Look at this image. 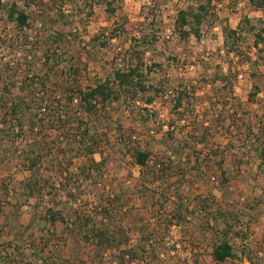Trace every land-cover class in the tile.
Listing matches in <instances>:
<instances>
[{"label": "trees", "instance_id": "1", "mask_svg": "<svg viewBox=\"0 0 264 264\" xmlns=\"http://www.w3.org/2000/svg\"><path fill=\"white\" fill-rule=\"evenodd\" d=\"M84 1L89 15L102 3L116 12L114 0ZM66 2L76 4L82 13L72 0L24 2L26 10L32 6L41 10L36 14L46 26L40 69L33 71L26 56L12 64L0 61V264H264V257L255 250L258 245L247 241L264 216V88L255 86L249 94L248 105L263 106L254 126L251 112L235 94L242 72H234L230 65L225 72L219 66L209 81L216 98L208 97L209 106L199 110L194 104L199 88L192 80L169 85L164 73L163 79L152 81L163 65L148 61L147 54L158 39L145 34L126 38L128 47L121 61H115L119 66L81 89V69L63 49L68 38L57 29L58 24H69L72 13L64 9ZM247 2L255 12L264 13V0ZM211 6L209 0L176 11L174 30L180 39H201L203 26L212 18ZM1 10L7 11L8 21L19 31L30 28L37 17L17 2L0 0ZM125 27L117 25L106 41L95 35L90 44L94 50L105 49L108 40L126 34ZM221 30L228 54L256 62L250 61V52L243 55L241 51V43L250 36V49L264 59L263 19L245 15L236 28L226 24ZM1 44L8 51L15 48V42L0 39ZM97 59L94 56L90 63L98 65ZM23 61L29 63L26 75L19 72ZM62 64L67 75L60 86L64 96L58 99L52 90L57 85L53 78ZM38 91L43 95L38 96ZM167 93L170 121L161 123V115L151 112L150 106ZM123 108L135 115L138 128L126 137L119 125L117 141L124 156L139 166L135 186L140 197L130 205L124 199L127 189L118 184L114 194L103 199L100 195L96 204L91 202L89 188L101 186L108 167L98 150L110 144L113 114ZM27 133H33L34 139L17 149ZM212 181L218 186L211 187ZM259 182L260 193L242 201L243 189H256ZM82 194L89 197L78 211L74 205ZM23 205L31 206L28 219H24ZM58 223L63 226L62 236L56 230ZM175 227L190 230L192 240L184 235L174 242ZM203 240L207 243L201 252ZM54 241L62 242L63 249L54 251ZM258 244L264 251V236Z\"/></svg>", "mask_w": 264, "mask_h": 264}, {"label": "rangeland", "instance_id": "2", "mask_svg": "<svg viewBox=\"0 0 264 264\" xmlns=\"http://www.w3.org/2000/svg\"><path fill=\"white\" fill-rule=\"evenodd\" d=\"M2 1L9 4L17 2L18 7L25 9L28 13H38L39 15L42 13L36 6H32V8L26 10L24 6L25 0ZM44 1L46 2L48 0ZM72 1L77 2V5L82 9V13L79 14L76 10V4L66 2L64 9L66 12L72 13V15L70 14L68 26L58 24L57 29L63 31L68 38L67 47L63 46V49L72 57L75 64H79L81 72L78 78V84L81 89L86 88L94 79H100L98 77H100L99 75L103 72L106 74L111 73L114 67H117V65L119 66V62L115 63V61H121L122 53L128 47L126 38H140L145 34H149L150 36L155 34L158 40L154 44L152 50L148 52L147 59L148 61L162 63L163 71H158L153 74V82H158L163 79L165 76L164 73H166V77L170 79L169 85L180 84L182 80H192L199 88L198 92H196L194 104L197 109L203 110L209 106L208 97L216 98L215 86H211L209 81L216 72H218L217 69L219 66L223 68V71L227 72L230 65L234 72H242L238 83L235 82V94L239 97L240 101L245 104L243 108L251 112L250 116L252 117L250 119L252 125H257L259 121L258 117L263 113L261 108L263 106L259 104L248 105L251 101L249 100V94L255 89V86L264 88V59L257 58L255 50L250 49L252 44L250 36L241 43V51L243 55H248L247 53L250 52V61L256 62L251 63L247 58L241 57V55L233 53L228 54L221 30V27L226 24L236 28L245 15L250 16L252 19L264 20V13L255 12L249 6L247 0H211V21H207L203 26L200 40L191 37L189 41L180 39L174 30L177 15L176 11L192 6L197 7L199 4L206 3L209 0H114L113 7L116 8L114 14L108 10L105 3H102L94 6L92 15L88 14L90 8L85 6L86 2L84 0ZM87 1V3H91L93 0ZM97 1L100 3L102 2L101 0ZM72 9L74 12H71ZM51 14L53 15L55 12ZM39 15H37L35 20H32L30 28L19 31L13 23L8 21L7 11H0V39H3L7 44L15 42L14 50L8 51L6 46L5 48L4 45H0V61H9V63L12 64V62L20 61L19 59L22 60L26 56V58L31 61L33 71L40 69L39 67L42 61L39 58L42 53L41 47L43 46V39L46 34L44 30L46 26L43 23V18ZM122 23L126 26V34H123L120 38L116 36L114 39L108 40L110 44L106 46L105 49L98 47L97 50H94L90 44L92 37L100 34L101 39L106 41L108 37L110 38L115 27L117 25H122ZM17 52L22 53L20 57H18ZM94 56L98 57L97 60L100 61L96 66L90 63V60L93 61ZM26 64L29 63L27 61L22 62L19 71L20 74L26 75V73H30ZM33 71L31 73H33ZM256 71L260 73V76L254 78L251 74ZM66 73L67 66L62 64L53 78L57 85H55L52 90L55 91V97L58 99L64 96L61 93L62 90L60 86L65 82L64 79H66V77L64 75ZM217 85L220 86L221 83ZM18 90V88H15L14 91L17 92ZM43 91H38L37 95L42 96L44 93ZM262 96L263 94H260L259 98H262ZM170 100L171 96L167 93L157 98L155 103L150 106L151 112H158V114L161 115V123L162 121H170ZM141 105L142 104H140V106ZM75 108V104L71 105L72 110ZM113 115L115 122L112 125L113 132L109 134L110 144H106L104 149L98 150L102 154V157L108 162L107 171L102 177L101 186H98V188H89L91 192L93 191V194L94 192L96 193L94 195L90 194V198H93L91 202L97 204L100 195H102V199L107 198L119 184L122 185L125 190L127 189L126 194H124V199L129 201L130 205H133L134 199L140 197L135 186L139 178L138 168L134 166L130 156H124L123 152H121L122 147L117 141L118 133L116 128L122 125V133L127 137L131 135L132 131L137 130L138 124H135V115L131 116L129 110L126 108L115 111ZM238 117L242 118V121H245V118H243L244 115L240 114ZM26 135V137H23V140H19L17 149H22L27 142L34 139L33 133H27ZM220 141L223 142L224 139L222 138ZM142 143L144 146L145 143ZM162 147V150L167 152V148H165V146ZM96 159H100L98 154L96 155ZM78 163L79 162L75 163V167H77ZM3 173H6V171L3 170ZM201 185L204 187L203 184ZM258 185L260 186L252 190L250 188H244L242 192V201L259 194L262 185L261 182H259ZM210 186L217 187L218 183L212 181ZM186 190L189 191V188H186ZM214 193L219 199V192L214 191ZM88 197V195L82 194L75 203L74 208L78 211L83 210L85 207L83 202ZM22 207L24 219H28L31 206L23 205ZM7 211L10 213L8 209ZM130 219L132 221V218ZM149 222L152 224L154 223L152 220ZM62 228V224L58 223L56 230L60 233L58 234L60 236H62ZM252 233L247 241L252 245H258L255 250L259 251L258 255L262 259V257H264V251L262 250L263 247L258 243H260L261 236H264V216L260 219L258 225L253 228ZM184 235L188 240H192V233L190 230L184 227H175L172 229L171 239H173L174 242H179ZM205 243H207L205 240L200 242L201 252L203 251L202 248L206 247L204 245ZM180 245H182V243H180ZM51 248L54 251L62 250L63 243L54 241L51 244ZM25 251L28 254L31 253V250L27 247H25ZM109 257L108 255L107 259H109ZM245 263L247 264V262ZM39 264L42 263L39 262Z\"/></svg>", "mask_w": 264, "mask_h": 264}, {"label": "built area", "instance_id": "3", "mask_svg": "<svg viewBox=\"0 0 264 264\" xmlns=\"http://www.w3.org/2000/svg\"><path fill=\"white\" fill-rule=\"evenodd\" d=\"M21 52H17V55H18V57H20L21 56ZM241 77V76H240ZM75 102H77V99L75 100ZM135 167H137L138 169H139V166L138 165H135ZM108 258V254L107 255H105V259H107ZM104 264V263H103Z\"/></svg>", "mask_w": 264, "mask_h": 264}]
</instances>
